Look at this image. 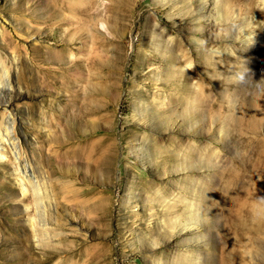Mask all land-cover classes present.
Wrapping results in <instances>:
<instances>
[{
    "label": "rangeland",
    "instance_id": "rangeland-1",
    "mask_svg": "<svg viewBox=\"0 0 264 264\" xmlns=\"http://www.w3.org/2000/svg\"><path fill=\"white\" fill-rule=\"evenodd\" d=\"M0 86V264H264V0H0Z\"/></svg>",
    "mask_w": 264,
    "mask_h": 264
},
{
    "label": "bare ground",
    "instance_id": "bare-ground-1",
    "mask_svg": "<svg viewBox=\"0 0 264 264\" xmlns=\"http://www.w3.org/2000/svg\"><path fill=\"white\" fill-rule=\"evenodd\" d=\"M218 2V0H216V3ZM217 14H219V11H217ZM250 34V33H249ZM252 34V33H251ZM10 86V85H9ZM1 87V86H0ZM5 88V87H4ZM9 90V89H8ZM4 112H5V110H4ZM5 134V133H4ZM1 136V135H0ZM3 137V136H2ZM2 137H0V156H4V153H3V151H2V146H1V144H3V142H5V138H6V140H8V136H6L4 139L2 138ZM14 139V138H13ZM9 141H10V139H9ZM11 145V144H10ZM16 147V145H15V143H14V148ZM18 147V146H17ZM26 168V167H25ZM16 172H18V170L16 169ZM25 173H24V171H23V174L22 175H20L21 177H20V179H18L19 180V185H20V188H21V191H22V193H23V195H25L26 194V192L27 191H29L31 188H32V190H35V186H32V182H30V186L28 185V181L27 180H25L26 178H24V175ZM28 179V178H27ZM29 189V190H28ZM33 193V192H32ZM34 197L37 199V194L34 192ZM35 199V200H36ZM36 222V225H37V221L35 220H32V219H29L28 220V223L31 225V226H33V224ZM44 224V223H43ZM43 224H41V223H39L37 226H39V227H42L43 226ZM34 229V228H33ZM36 229V228H35ZM34 229V230H35ZM42 230H43V228H42ZM36 231V230H35ZM37 232V231H36ZM35 235V234H34ZM37 239V238H36Z\"/></svg>",
    "mask_w": 264,
    "mask_h": 264
}]
</instances>
